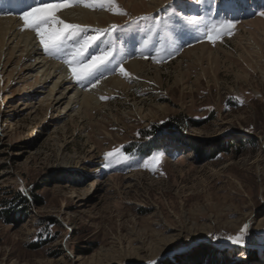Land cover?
<instances>
[{"label": "rangeland", "instance_id": "1", "mask_svg": "<svg viewBox=\"0 0 264 264\" xmlns=\"http://www.w3.org/2000/svg\"><path fill=\"white\" fill-rule=\"evenodd\" d=\"M6 1L17 7L0 9V18L22 24L26 6L48 2ZM132 1L116 3L138 17L171 15L173 8H163L177 2ZM262 5L193 4L186 13L203 16L201 24L173 18L144 48L154 54L163 41L162 63L142 58L148 34L141 29L148 22L127 27L129 16L106 8L67 7L58 15L68 23L121 27L83 57L114 46V60L96 73H103L99 83L81 86L73 79L75 90L54 92L49 108L45 100L59 76L45 83L41 65L26 51L12 57L6 51L0 61V264H264V58L253 62L258 48L264 57ZM83 12L105 17L100 26L85 23ZM224 19L235 21L232 34L208 41L206 28ZM26 31L41 58L70 75L63 59L75 41L47 55ZM131 60L150 66L133 73L127 88L111 86L119 75L111 69ZM77 93H96L97 101L81 109ZM59 96L66 98L56 104ZM237 141L242 144L232 147ZM113 149L119 155L106 161ZM18 194L28 202L14 201L10 216L2 214V202Z\"/></svg>", "mask_w": 264, "mask_h": 264}, {"label": "snow or ice", "instance_id": "2", "mask_svg": "<svg viewBox=\"0 0 264 264\" xmlns=\"http://www.w3.org/2000/svg\"><path fill=\"white\" fill-rule=\"evenodd\" d=\"M203 2L204 0H177L175 4L170 3L163 8L165 13H167L169 8H173L174 11L171 15L161 16L157 13L156 15L145 14L138 17H131L127 11L116 3V0H48V2L26 6L27 10L23 11L20 16V19L23 21L21 31H33L44 53L52 56L60 54L65 41L74 40L75 43L71 44V50L64 57L63 62L68 65L70 76L77 84L84 86V82L88 81L92 87H95L103 77L102 72L100 76H97L96 73L99 72L101 68L107 69V66L112 63L115 58L114 46L105 45V47L99 49V54L92 55L87 61H85L83 57L93 45L102 42L104 36L114 33L121 26L113 24L110 25L108 29H89L88 26L66 22L58 15L61 10L76 5L92 9L100 7L106 8L115 15L129 16L127 27H131L134 24L139 27L141 21L148 22L147 27L141 29L148 34V39L143 41L144 47L141 48L142 58L146 60L151 59L156 63H162L163 60L158 59V57H162L166 51L163 41L160 42L159 47L155 48L154 54H144V48L147 47L153 36L168 30L169 24L173 18L178 21L182 20L187 25L201 24L204 21L203 16L188 15L186 10L191 8L193 4L200 6ZM260 7L264 8V5ZM181 13L185 14L181 16ZM257 14L264 17V10L258 11ZM234 27V20H220L208 26L204 35L208 41L215 43L217 40L222 39L225 34L231 35ZM185 31L186 29L181 27L178 33L179 38H183ZM90 32L94 34H89ZM173 43L175 44V41H173ZM175 50L179 51L178 48ZM171 55L172 53H168L169 57ZM111 71L114 73L119 72L122 76L129 79L132 78L131 74L126 71L123 61H120ZM100 99L104 100L107 99V97L101 96ZM241 103H243V101H241ZM118 155V150L113 149L110 152H106L104 158L107 161ZM152 170L154 171L155 169L153 168ZM246 229L247 225H245L241 231H245ZM228 239L233 244L241 242L240 236H230ZM149 264H153V262L150 261Z\"/></svg>", "mask_w": 264, "mask_h": 264}, {"label": "bare ground", "instance_id": "3", "mask_svg": "<svg viewBox=\"0 0 264 264\" xmlns=\"http://www.w3.org/2000/svg\"><path fill=\"white\" fill-rule=\"evenodd\" d=\"M2 2L0 3L1 5H5V8H1V11L4 10H10L14 9V7H17L16 4H14L15 6H12V4H10V6L8 5L6 0H1ZM134 2V0L132 1ZM7 5V7H6ZM1 13V12H0ZM69 14V13H68ZM82 17H83V21L82 22H92V23H96L99 26L101 25V18L105 17V15H95L93 13H89V12H83L81 13ZM72 15V13H71ZM80 15V14H79ZM76 17V15H74ZM65 17V16H64ZM73 17V18H75ZM105 19V18H104ZM19 20H14V17H9V18H5L2 17L0 18V61H1V57L3 55H5V52L9 51V54L12 55L17 52V51H21L24 52L26 51L25 57L29 60H34L37 63H33L35 67L41 65L38 67V69H42L40 70L42 72V77H44V79H46L47 77V81L45 83H48L50 81H52L56 76H59V79L55 80V82L53 83L52 87L49 89V93H48V97L45 101H47V107H51V105L53 104L52 101L48 102V100H52V95L54 92L58 91V90H63L64 92L67 91L68 93H70L71 90H73V79L71 78V76L65 72V70H63L62 68L58 67L57 65H55L52 61H46L44 59L41 58L40 53H38V49L35 48L36 46H34V44L30 43L29 40V34L26 30L25 31H21V27H22V23L20 22L18 24ZM104 21V20H103ZM17 22V23H16ZM255 24H259L258 21H255ZM31 37V36H30ZM9 44H14L13 48L11 50H8V45ZM22 44V45H21ZM12 47V46H11ZM201 48H205V46H199ZM198 47V48H199ZM22 48V49H21ZM18 49V50H16ZM259 50L253 51L254 54L258 55V60H255L253 62H255L256 65H259V62L261 60L259 59H263V55L261 52V48H258ZM40 50V49H39ZM200 51V50H199ZM194 52V50H190V53ZM198 52V51H197ZM261 53V56L259 55ZM24 54V53H23ZM16 57V56H15ZM33 58V59H32ZM20 59V58H19ZM10 61V60H8ZM11 63V62H10ZM32 64V65H33ZM19 65V64H18ZM150 64L146 63V62H139V61H135V60H131L127 62V65L125 66L126 71H128L131 74V77L133 76V73H142L143 70H147L149 68ZM35 67H28V73H33ZM260 69H262L261 67H259ZM22 70H20L21 72ZM263 72V70H262ZM118 73V72H117ZM264 73V72H263ZM19 73H17L18 75ZM119 75L117 77H115V79L111 80V86L113 87H121V88H127V83L129 81V78L122 76L120 73H118ZM12 79V75L10 74L8 82H10ZM68 84L67 87H65ZM75 90V89H74ZM63 91L62 94H63ZM95 95H97L96 93H87V94H82V96L78 93L76 94V98H79V102L80 105L82 106L81 109L86 108L87 110L89 108H91V106L93 104H95V100L97 101V99L95 98ZM10 96V95H9ZM66 98V97H65ZM64 97L59 96V98L54 101L56 104H60L63 103V100L65 99ZM75 98V99H76ZM73 100V99H72ZM71 103V99H69V101H67V106H69ZM97 104V103H96ZM75 105V104H74ZM80 109V110H81ZM243 163H245V168H243V170L245 172L248 171V166H249V161L248 159H244Z\"/></svg>", "mask_w": 264, "mask_h": 264}, {"label": "trees", "instance_id": "4", "mask_svg": "<svg viewBox=\"0 0 264 264\" xmlns=\"http://www.w3.org/2000/svg\"><path fill=\"white\" fill-rule=\"evenodd\" d=\"M242 144V142H239V141H237L236 143L234 142V143H232L231 144V146L232 147H237L238 145H241ZM20 200H23V203H26V202H28L27 200H26V198H24L23 196H21L20 194H18V195H15L14 196V198L12 199V200H6V201H3L2 203H3V206L5 207V208H7V209H5L3 212H2V214H6V216H10V212H11V208L13 207L12 205L14 204V201L16 202V201H20ZM195 261H196V263H197V261H199L200 262V259L197 257L196 259H194ZM200 264V263H199Z\"/></svg>", "mask_w": 264, "mask_h": 264}]
</instances>
